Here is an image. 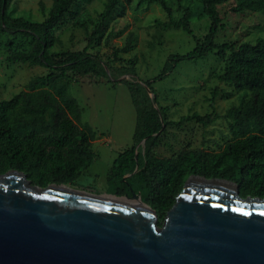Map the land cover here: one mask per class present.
<instances>
[{
	"label": "trees",
	"instance_id": "1",
	"mask_svg": "<svg viewBox=\"0 0 264 264\" xmlns=\"http://www.w3.org/2000/svg\"><path fill=\"white\" fill-rule=\"evenodd\" d=\"M14 0H0V35H21L31 40L27 51L13 54L8 61L17 64L40 66L48 74L30 81L27 90L9 100L0 102V173L18 170L33 185L46 188L51 184H74L92 166L95 153L93 142L96 132L89 125H82V109L71 94L72 84L79 77L97 75L98 66L85 48L79 52L56 53L51 51L60 41L55 36L66 15L79 0H54L48 17L43 22H33L11 14ZM204 16L212 19L207 40L211 43L223 28L218 6L231 0H202ZM232 9L242 13L257 5L256 0H235ZM158 3L168 17L167 28L181 29L193 35L192 13L175 20L172 8L166 0H143ZM119 0H110L101 18L96 35L102 36L109 20L123 17L125 10ZM44 11V6L41 4ZM136 39L130 33L127 44L119 52H129ZM214 53L225 59L226 66L220 81L241 91L251 92V99L241 106L232 107L223 116L227 120L233 140L220 151L186 150L175 158H161L155 149L161 143L165 127L159 112L146 107L139 112L135 144L115 159L107 178V194L112 196L140 195L143 203L151 207L159 217H165L191 176L219 179L239 186L240 195L264 198V39L240 45L224 44L219 48L197 46L180 60L203 58ZM230 53V54H228ZM134 97L140 91L128 84ZM153 92L158 100L155 89ZM166 126H182L196 121L209 126L220 119L216 114L192 113L178 121L167 118ZM155 138L149 145L144 162L136 146L146 136Z\"/></svg>",
	"mask_w": 264,
	"mask_h": 264
},
{
	"label": "rangeland",
	"instance_id": "2",
	"mask_svg": "<svg viewBox=\"0 0 264 264\" xmlns=\"http://www.w3.org/2000/svg\"><path fill=\"white\" fill-rule=\"evenodd\" d=\"M109 1L79 0L55 31L60 42L51 51L53 54L70 53L87 48L98 66L97 75L79 77V82L71 86V94L82 109V125L91 126L96 132L94 162L74 184L53 185L101 197L108 195L107 178L115 159L134 146L139 112L146 107L159 112L165 127L161 143L155 149L158 157L175 158L186 150L220 151L232 141L233 135L223 116L232 107L249 101L251 92L237 90L220 81L226 61L214 53L192 60L180 58L197 46L217 49L224 44L240 45L264 39V7L259 5L242 13L233 12L235 0L219 5L224 27L210 43L207 36L212 19L204 16L202 0H166L175 20L191 11L193 35L174 27L167 28L164 25L168 22L167 14L158 3L119 0L124 16L109 20L103 35H96V40L90 44L89 39L100 28L101 16ZM256 1L264 6V0ZM53 3L54 0H14L10 10L14 17L43 22ZM130 33L136 39L132 49L115 55L126 46ZM30 43L31 40L21 35H0V102L27 90L31 80L48 74V70L40 66L8 61L16 52L27 51ZM128 84L140 91L139 96H133ZM162 108L167 109L170 121L192 113L216 114L221 118L209 126L196 121L166 126ZM154 138V135L146 136L137 144V159L139 155L141 162ZM115 197L133 200L125 195ZM157 218L161 227L165 217L157 214Z\"/></svg>",
	"mask_w": 264,
	"mask_h": 264
},
{
	"label": "water",
	"instance_id": "3",
	"mask_svg": "<svg viewBox=\"0 0 264 264\" xmlns=\"http://www.w3.org/2000/svg\"><path fill=\"white\" fill-rule=\"evenodd\" d=\"M147 207L0 173V264H264V198L233 182L189 177L161 227Z\"/></svg>",
	"mask_w": 264,
	"mask_h": 264
},
{
	"label": "bare ground",
	"instance_id": "4",
	"mask_svg": "<svg viewBox=\"0 0 264 264\" xmlns=\"http://www.w3.org/2000/svg\"><path fill=\"white\" fill-rule=\"evenodd\" d=\"M29 185H30V184H29ZM63 188H65V187H63ZM103 197L110 198V199H114V200H117V201H120V202H124V203H127V204L134 205V206H138V207L146 208V209L149 210V208H148L147 206L143 205V204L140 202V200H135V199H133L134 201H133V200L130 201V200H127V199H120V198H117V197H115V196H108V195L103 196Z\"/></svg>",
	"mask_w": 264,
	"mask_h": 264
}]
</instances>
